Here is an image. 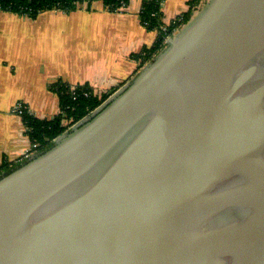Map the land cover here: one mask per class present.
<instances>
[{
	"label": "water",
	"instance_id": "95a60500",
	"mask_svg": "<svg viewBox=\"0 0 264 264\" xmlns=\"http://www.w3.org/2000/svg\"><path fill=\"white\" fill-rule=\"evenodd\" d=\"M0 264H264V0H207L1 175Z\"/></svg>",
	"mask_w": 264,
	"mask_h": 264
},
{
	"label": "crops",
	"instance_id": "0c3cea01",
	"mask_svg": "<svg viewBox=\"0 0 264 264\" xmlns=\"http://www.w3.org/2000/svg\"><path fill=\"white\" fill-rule=\"evenodd\" d=\"M143 1L130 0L122 12L108 11L101 1L36 18L0 11V166L31 151L24 125L13 112L18 103L36 118L52 119L59 111L52 85H88L101 95L134 77L140 65L134 55L157 38L140 21ZM187 2L163 0V21L186 13Z\"/></svg>",
	"mask_w": 264,
	"mask_h": 264
},
{
	"label": "trees",
	"instance_id": "16d2710c",
	"mask_svg": "<svg viewBox=\"0 0 264 264\" xmlns=\"http://www.w3.org/2000/svg\"><path fill=\"white\" fill-rule=\"evenodd\" d=\"M101 1L108 11H116L122 4L127 5L130 0H0V11H7L19 16L36 18L45 11L62 10L70 12L76 10L83 3L91 4ZM207 0H188V10L182 16L172 21L169 25L161 21V6L163 0H144L139 13L142 25L148 31L156 32L155 43L143 48L134 58L140 61L138 71L165 47L164 40L172 36L174 29L184 27L192 18L195 11H199ZM137 71V72H138ZM51 89L59 100V111L52 119H39L27 110H21L19 117L24 125L26 135L30 142L37 145L36 153L48 149L53 140L67 131L73 124L89 115L104 102L114 91L96 94L88 85L74 87V92L69 85L58 82ZM86 94V95H85ZM20 163H3L0 166V176L6 175Z\"/></svg>",
	"mask_w": 264,
	"mask_h": 264
},
{
	"label": "built area",
	"instance_id": "2783aa9c",
	"mask_svg": "<svg viewBox=\"0 0 264 264\" xmlns=\"http://www.w3.org/2000/svg\"><path fill=\"white\" fill-rule=\"evenodd\" d=\"M83 4H84V3H83ZM125 8H126V5L122 4L121 7L118 8V9L116 10V12H120V11L122 12V11H124ZM173 21H174V20H173ZM169 37H171V36H169ZM169 37H167V38L164 40V42H166V40H167ZM72 92H74V88H72ZM85 95H86V94H85ZM24 109L27 110L26 107H25L22 103H18V104L14 107L13 112L16 113L17 115H19L20 111H21V110H24ZM36 147H37V145H36L35 143H32V142H31V151H28L27 153H24V155H23L20 159H18V160L16 161V163H22L23 161L29 159L32 155L37 154L36 151H35Z\"/></svg>",
	"mask_w": 264,
	"mask_h": 264
},
{
	"label": "rangeland",
	"instance_id": "374dc122",
	"mask_svg": "<svg viewBox=\"0 0 264 264\" xmlns=\"http://www.w3.org/2000/svg\"><path fill=\"white\" fill-rule=\"evenodd\" d=\"M162 4H163V2H161ZM81 6V5H80ZM127 6V5H126ZM161 11H162V7H161ZM115 12V11H114ZM198 11H195L194 13H193V15L195 14V13H197ZM177 19V18H176ZM176 19H173V20H176ZM172 20V21H173ZM161 21H163V19H162V16H161ZM172 21H170L169 23H165L164 21V23L167 25H169ZM181 28V26L180 27H177L176 29H174V32H173V35L175 34V33H177L178 32V30ZM167 38V37H166ZM97 94V93H96ZM111 95V94H110Z\"/></svg>",
	"mask_w": 264,
	"mask_h": 264
}]
</instances>
